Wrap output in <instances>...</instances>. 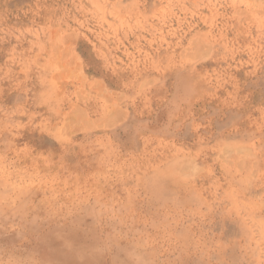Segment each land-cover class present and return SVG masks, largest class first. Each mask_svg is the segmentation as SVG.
Wrapping results in <instances>:
<instances>
[{
    "label": "rangeland",
    "instance_id": "1",
    "mask_svg": "<svg viewBox=\"0 0 264 264\" xmlns=\"http://www.w3.org/2000/svg\"><path fill=\"white\" fill-rule=\"evenodd\" d=\"M0 264H264V0H0Z\"/></svg>",
    "mask_w": 264,
    "mask_h": 264
}]
</instances>
